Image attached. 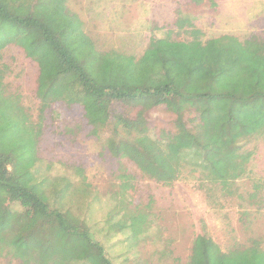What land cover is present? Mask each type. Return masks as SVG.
<instances>
[{"label": "rangeland", "instance_id": "1", "mask_svg": "<svg viewBox=\"0 0 264 264\" xmlns=\"http://www.w3.org/2000/svg\"><path fill=\"white\" fill-rule=\"evenodd\" d=\"M217 1L66 3L94 32L97 49L135 57L149 41L169 44L165 47L172 59L180 44L215 39L221 48L229 38L264 35V0ZM177 9L188 19L184 27L174 25ZM106 10H111L108 18ZM193 30L199 31L198 42ZM17 33V27L0 23V151L12 155L27 182L43 188L51 207L88 228L111 264H188L192 242L200 234L209 235L223 250L247 246L252 239L264 248V138L240 143L255 152L247 174L228 183L229 193L202 183L190 168L178 180L158 182L103 147L109 131L99 137L91 133L80 103L72 101L75 93L67 95L62 88L64 75H48L38 90V66L17 46ZM208 53L216 58L214 49ZM207 64V71H215L222 62L213 69L214 63ZM168 69L173 82L186 78L176 74L173 65ZM135 111L131 107L129 113ZM144 116L151 137L174 132L176 115L164 106L148 109ZM184 119L187 127L194 126L193 114L186 113ZM16 209L0 189V228L16 227ZM11 238L8 229L0 237V264H82L67 257V251L79 254L80 248L19 249Z\"/></svg>", "mask_w": 264, "mask_h": 264}, {"label": "trees", "instance_id": "2", "mask_svg": "<svg viewBox=\"0 0 264 264\" xmlns=\"http://www.w3.org/2000/svg\"><path fill=\"white\" fill-rule=\"evenodd\" d=\"M177 12L174 25L184 27L188 19ZM0 23L17 27L14 41L38 66V90L48 75H64L62 88L76 95L66 99L80 103L91 133L99 137L109 131L103 147L112 157L126 158L163 183L178 180L190 168L202 183L227 193L228 183L249 171L255 151L242 149L240 143L264 138V35L229 38L221 48L215 39L200 42L203 47L178 43L179 51H172L170 59L169 44L159 42L149 41L138 57L97 49L66 0H0ZM193 31L198 42L199 31ZM211 48L216 58L208 53ZM209 60L212 69L222 64L207 71ZM168 64L186 78L173 82ZM159 105L176 115L175 129L151 137L144 113ZM131 107H136L133 114ZM186 113L193 114V127H187ZM19 171L12 155L0 151V189L18 207L16 227H1L0 237L8 229L19 249L58 251L69 246L81 249L79 254L67 251L72 263L111 264L88 228L51 207L43 188L27 182ZM188 264H264V248L252 239L247 246L223 250L209 235L200 234L192 242Z\"/></svg>", "mask_w": 264, "mask_h": 264}, {"label": "crops", "instance_id": "3", "mask_svg": "<svg viewBox=\"0 0 264 264\" xmlns=\"http://www.w3.org/2000/svg\"><path fill=\"white\" fill-rule=\"evenodd\" d=\"M214 1V3H216V4H219V2L217 1V0H213ZM111 11V10H110ZM110 11L109 10H106L104 13H103V15L104 16H106L107 18L109 17V15H110ZM76 14H78L79 16H80V14L78 13V12H75ZM82 21H83V23H84V27H85V30L88 32V34L94 39V32L92 31V30H90V29H88V26H87V24H86V22L82 19V17L80 16L79 17Z\"/></svg>", "mask_w": 264, "mask_h": 264}]
</instances>
